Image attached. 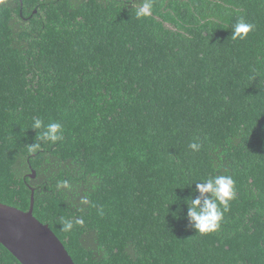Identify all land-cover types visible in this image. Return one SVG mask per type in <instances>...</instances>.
Returning <instances> with one entry per match:
<instances>
[{
    "label": "trees",
    "instance_id": "16d2710c",
    "mask_svg": "<svg viewBox=\"0 0 264 264\" xmlns=\"http://www.w3.org/2000/svg\"><path fill=\"white\" fill-rule=\"evenodd\" d=\"M151 2L0 0V203L32 189L75 264H264V0ZM219 175L236 195L200 234L184 201Z\"/></svg>",
    "mask_w": 264,
    "mask_h": 264
},
{
    "label": "clouds",
    "instance_id": "9594fccd",
    "mask_svg": "<svg viewBox=\"0 0 264 264\" xmlns=\"http://www.w3.org/2000/svg\"><path fill=\"white\" fill-rule=\"evenodd\" d=\"M135 14L138 18L150 16L152 14L151 0H141L140 6L135 9ZM253 28L254 25L241 20L234 25L232 36L233 38L245 39ZM41 128H44L42 133L38 132ZM32 129L37 130V134L45 141L56 142L62 139V125L58 122L44 126L42 120L35 119ZM39 147L40 145L33 144L31 150L34 151ZM189 147L198 151L200 146L192 143ZM195 185L196 191L200 193V197L203 199L189 197L184 201L188 207L189 222L195 232L200 234L213 233L220 228L223 212L228 210L230 201L235 198V182L231 176L219 175L209 178L205 182L195 183ZM63 227L65 230H70L73 227L72 222H66Z\"/></svg>",
    "mask_w": 264,
    "mask_h": 264
},
{
    "label": "water",
    "instance_id": "95a60500",
    "mask_svg": "<svg viewBox=\"0 0 264 264\" xmlns=\"http://www.w3.org/2000/svg\"><path fill=\"white\" fill-rule=\"evenodd\" d=\"M33 204L32 189L26 211L0 203V244L20 264H75L48 224L34 217Z\"/></svg>",
    "mask_w": 264,
    "mask_h": 264
}]
</instances>
